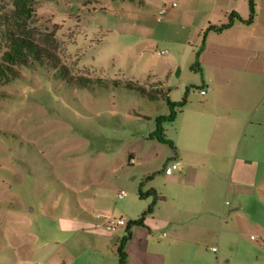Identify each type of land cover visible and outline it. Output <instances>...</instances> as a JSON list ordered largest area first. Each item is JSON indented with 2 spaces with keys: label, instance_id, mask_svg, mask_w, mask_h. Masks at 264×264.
<instances>
[{
  "label": "rangeland",
  "instance_id": "1",
  "mask_svg": "<svg viewBox=\"0 0 264 264\" xmlns=\"http://www.w3.org/2000/svg\"><path fill=\"white\" fill-rule=\"evenodd\" d=\"M86 2L36 0L31 26L40 33L54 32L60 63L71 75L89 78L91 86L67 84L55 77L54 69L40 64L18 66L15 76L0 82V264H37L33 255L23 260L16 253L28 249L35 254L56 241L59 219L78 200L103 190L99 185L116 180L129 184L120 164L126 162L134 139L147 137L145 115L162 108V101L149 102L113 82L144 87L155 83L168 58L164 41L173 39V27L164 31L166 25L153 17V7L138 0H100L84 7ZM174 2L175 11L185 8L184 1ZM255 3L256 11L264 12V0ZM12 9L11 0H0V12ZM196 78L189 75L186 86L177 90L183 80L174 74L168 82L172 101L180 102L187 91L198 95ZM172 126L165 125L170 135L177 125ZM161 158L153 152L150 160L159 170L150 177L165 172ZM149 180L141 178L139 188ZM231 197L225 198L226 228L237 235L210 245L219 250L220 264H264V245L251 240L264 241V214L257 217L262 227L250 222L241 233ZM107 205L113 208L115 200Z\"/></svg>",
  "mask_w": 264,
  "mask_h": 264
},
{
  "label": "crops",
  "instance_id": "2",
  "mask_svg": "<svg viewBox=\"0 0 264 264\" xmlns=\"http://www.w3.org/2000/svg\"><path fill=\"white\" fill-rule=\"evenodd\" d=\"M138 1L153 7L152 15L158 19L159 0ZM181 1L184 9H172L158 19L166 25L164 31L173 27V39L164 41L168 58L152 84H163L164 92L168 88L172 101L168 85L172 76L183 80L179 90L193 74L200 91L207 87L210 91L205 96L188 94L186 107L171 124L177 125L173 135L165 128L173 148L148 139L155 119L169 114L166 102L152 116L145 115L147 137L134 139L126 162L120 164L129 184L116 180L99 185L103 190L98 188L89 200H78L59 219L56 241L40 246L35 254L20 250L18 257L33 255L37 264H118L117 242L126 237L127 227L110 234L100 228L102 221L95 216L125 218L128 223L140 219L154 201V197H139L138 184L146 177L150 180L142 193L153 190L159 201L142 225L130 229L127 264H220L219 250L213 252L216 247L210 243L221 244L228 234L237 235L226 228L227 196H232L230 207L237 212L241 233L250 222L262 227L257 217L264 214V12H257L252 25L236 21L221 33L205 35L208 27L226 24L231 13L247 20L248 0ZM195 61L199 72L191 70ZM153 152L162 154L164 168L181 161L182 171L167 175L162 170V175L150 177L159 170L150 160ZM120 192H126V198L117 199ZM108 200H115L113 208Z\"/></svg>",
  "mask_w": 264,
  "mask_h": 264
},
{
  "label": "trees",
  "instance_id": "3",
  "mask_svg": "<svg viewBox=\"0 0 264 264\" xmlns=\"http://www.w3.org/2000/svg\"><path fill=\"white\" fill-rule=\"evenodd\" d=\"M12 11L0 12V82H7L11 77L17 74L18 66H32L35 64L47 65L56 71L55 77H61L67 84L91 86L92 81L82 75H71L69 67L60 63L58 52L57 37L54 32L40 33L31 26V21L35 15L34 4L36 0H11ZM100 0H87L84 7ZM133 1V0H120ZM249 17L243 20L236 13H231L228 22L221 26H210L205 31V35L210 32L221 33L231 28L236 21L246 25H252L257 18L255 0H248ZM199 53L196 55L198 57ZM199 63L195 61L191 70L199 72ZM99 84L104 82L98 81ZM115 87L123 86L128 91L136 92L140 96L146 98L149 102H166L169 108L168 115H161L155 119V130L149 134V140H155L163 145L173 148V142L166 137L165 125L172 124L176 121L178 115L186 107L188 103V91L180 102H172L167 92L163 90V84H152L148 87L140 86L133 82L120 84L113 82ZM150 179V178H149ZM139 197H154V201L149 206L147 212L138 220L131 221L127 225V235L121 241L117 242V257L118 264H127V253L125 246L130 238V229L133 226L143 224V218L150 213L154 205L159 201L156 193L151 190L147 193H142L139 188Z\"/></svg>",
  "mask_w": 264,
  "mask_h": 264
},
{
  "label": "built area",
  "instance_id": "4",
  "mask_svg": "<svg viewBox=\"0 0 264 264\" xmlns=\"http://www.w3.org/2000/svg\"><path fill=\"white\" fill-rule=\"evenodd\" d=\"M162 3V6L158 10L156 16L160 20L162 19L170 10L177 7L176 2L171 3H165L163 0H160ZM161 55H165L166 52L162 51L160 53ZM210 91V88H205L200 91V94L202 96H205ZM182 162L179 160H174L169 163V165L165 168V173L167 175H171L174 172H181L182 171ZM127 193L126 192H120L117 194V199L122 200L126 198ZM97 219L102 221V224L100 228L110 234H115L120 228L127 227L128 222L125 218H116L112 216H102V215H96ZM251 240H257L254 236H251ZM258 241V240H257ZM261 242L264 244V241L261 240ZM213 252H217V248L212 249Z\"/></svg>",
  "mask_w": 264,
  "mask_h": 264
}]
</instances>
